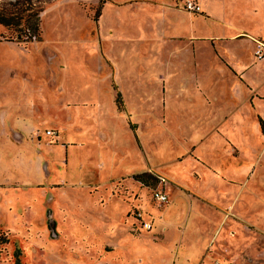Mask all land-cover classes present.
<instances>
[{
    "label": "rangeland",
    "instance_id": "obj_1",
    "mask_svg": "<svg viewBox=\"0 0 264 264\" xmlns=\"http://www.w3.org/2000/svg\"><path fill=\"white\" fill-rule=\"evenodd\" d=\"M190 1L0 0V264L16 249L18 264H264V134L247 103L248 138L229 136L239 119L217 121L244 90L215 67L220 86L197 90L205 74L174 54ZM234 5L244 25L264 12ZM238 45L236 67L254 66Z\"/></svg>",
    "mask_w": 264,
    "mask_h": 264
},
{
    "label": "crops",
    "instance_id": "obj_2",
    "mask_svg": "<svg viewBox=\"0 0 264 264\" xmlns=\"http://www.w3.org/2000/svg\"><path fill=\"white\" fill-rule=\"evenodd\" d=\"M197 1L201 5V11L197 13L175 7L177 9L176 18L167 26L170 29V35H168V37L176 40V43L180 46L174 54H179V58L181 57L182 59L190 60V65L192 64L191 66L193 67V73L195 75L198 73L205 74L204 81H199V79L195 80L194 85L197 90H201L202 84L205 86V83L208 81H211L210 84L213 88H218L220 86V83L215 81V77H212L213 74L211 67H215V70H225L233 74V81H235L234 85H237L241 90H244L245 97L239 102L238 100L236 101L235 96L229 98L233 104L229 110L222 114L220 120L217 122L222 121L226 115L228 116L220 123V125L224 122H229L230 119H235L233 122L239 119L238 123L235 124L237 125L235 131L228 135L231 137L240 136L248 138L249 135L246 132L247 129L244 130L243 126V117H240L236 110L241 104L242 107L243 105L247 107V103H249L248 112L255 109L257 119L255 120L251 118L248 126L252 132H258L260 130L258 119L261 118L264 121V113H262L264 112V100L256 97V93L264 94V68H260L261 74H256L258 71L253 70L257 79H254L249 72H251V69L256 68L257 62L264 59V48L262 57L257 58L254 54L256 40L260 39L261 41H264V34L262 33L264 26V12L253 9V18H251L250 12L247 14L244 12L250 17L249 24L244 25L243 22L241 23L239 21L241 20V18L239 19V16L242 15L241 12L238 11L237 5H234L235 0ZM163 5L169 4L163 3ZM243 40L247 41L251 47L254 45L252 50V63L255 64L254 66L246 64L245 68V65L236 67V63L233 61L231 54H240L238 41ZM221 41L235 42L233 49L228 51L221 46ZM205 58L206 60H212L213 58L215 59V62L211 65L205 61V65H202ZM236 74L239 75L240 80L235 77ZM245 74H247L248 77ZM236 82L238 83L236 84ZM246 91H249V94H247ZM250 92H253V96H250ZM249 99H251L252 104L249 102ZM215 123H212L209 126Z\"/></svg>",
    "mask_w": 264,
    "mask_h": 264
},
{
    "label": "built area",
    "instance_id": "obj_3",
    "mask_svg": "<svg viewBox=\"0 0 264 264\" xmlns=\"http://www.w3.org/2000/svg\"><path fill=\"white\" fill-rule=\"evenodd\" d=\"M186 6L189 9L197 10L199 7L197 4L191 2L190 0H186ZM263 48H264V42L260 40H256L255 48H254V54L257 58H260L263 56ZM46 133H51L50 130H46ZM152 197L157 200L158 202H165L166 201V194L161 191L160 189H154L152 191ZM146 228L149 227V224L145 225Z\"/></svg>",
    "mask_w": 264,
    "mask_h": 264
},
{
    "label": "trees",
    "instance_id": "obj_4",
    "mask_svg": "<svg viewBox=\"0 0 264 264\" xmlns=\"http://www.w3.org/2000/svg\"><path fill=\"white\" fill-rule=\"evenodd\" d=\"M36 16H37V11L36 10H31V11H28L27 13H26V23H28V25H29V27H30V29L33 31V32H35L36 31V29H37V24H36V22H35V20L33 21H31V18L33 19V18H36ZM7 15L6 14H4V12H2V11H0V22H8V20H7ZM258 122H259V127H260V130H261V132L264 134V121L261 119V118H259L258 119ZM134 176H135V178H137L138 180H140V181H142L143 179H141L142 178V173H137V174H134ZM18 250L16 249L15 250V263L16 264H18L19 263V260H18Z\"/></svg>",
    "mask_w": 264,
    "mask_h": 264
},
{
    "label": "flooded vegetation",
    "instance_id": "obj_5",
    "mask_svg": "<svg viewBox=\"0 0 264 264\" xmlns=\"http://www.w3.org/2000/svg\"><path fill=\"white\" fill-rule=\"evenodd\" d=\"M46 130H50L51 132H53V130H51V129H45V131H46ZM45 131H44V132H45ZM45 133H46V132H45ZM48 134H49V133H48ZM55 134H56V133L53 132V135H55Z\"/></svg>",
    "mask_w": 264,
    "mask_h": 264
}]
</instances>
